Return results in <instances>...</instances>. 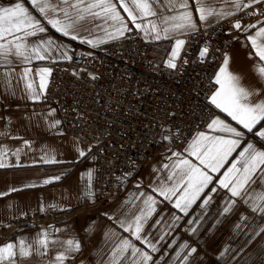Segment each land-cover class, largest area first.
Segmentation results:
<instances>
[{
    "label": "crops",
    "instance_id": "obj_1",
    "mask_svg": "<svg viewBox=\"0 0 264 264\" xmlns=\"http://www.w3.org/2000/svg\"><path fill=\"white\" fill-rule=\"evenodd\" d=\"M113 2L132 29L130 32H125L123 37L136 31L149 43V57L155 63L165 65L174 40H154L151 35L145 37L144 32L135 28L127 13L120 7L119 0ZM243 2L247 3V0ZM12 4L14 3L6 4L0 0V7H9ZM189 4L198 30L216 22L214 16L209 17L206 23L200 22L196 11V0H189ZM24 6L47 29L45 33L29 37V43H38L41 39L50 38L57 44L65 46L69 55L75 46H89L81 43L79 39L73 40L56 32L31 3ZM203 6L207 10L238 12L235 10L234 0H205ZM165 14L175 13L165 12ZM227 17L229 16L225 18ZM156 19V17L138 19L137 23L146 24L148 20ZM94 23L108 27L102 20ZM108 24H111V21ZM256 25L262 26L261 23ZM108 30L112 31L110 27ZM256 30L252 28L249 32L235 37L229 44L226 54L229 57L230 71L242 75L245 82L250 81L260 87L256 73L253 71V65L259 58L255 57L251 43L246 40L247 35L255 33ZM81 35L90 39L105 38L102 30H97L92 36L88 33ZM187 35H181L179 38L186 40ZM50 55L51 58L33 59L31 62H20L15 57H9L10 64L0 65V76L6 72L11 73L10 85L9 82L0 79V152L3 153L0 154V162L6 165L0 167V246L8 243L18 244L21 240L28 244L42 232H47L49 238L57 242H65V244L69 240L79 242L80 250L73 253L72 258L66 260L65 264H133L135 258L131 256L130 249L123 255L116 251L125 238L152 257L147 264H264V231H260L264 228V216L253 213L239 198L231 197L228 190L220 188L218 184V180L223 178V173L241 149H237V152L228 158L219 172L210 173L213 182L205 189V193H210L212 188L217 189L215 193H210L212 196L210 203L206 207H201L204 198L202 195L192 205L187 215L174 208L175 197L172 198L173 202H170L153 191L166 180L169 169L164 165L171 164L177 159L173 156L174 152L181 153L182 158L199 165V161L190 156L185 149L183 151L163 149L157 158L132 178L131 185L124 190L117 202L99 211L87 210L86 206L96 199L95 156L84 144L66 135L55 106L43 101L50 75L47 77V86L39 101L33 102L28 99V93L25 91L26 83H31L32 87L40 92L39 70L51 69L53 63L67 61L58 59L55 50H52ZM25 68L31 69V72L22 79ZM216 87L218 86L215 85ZM215 110L216 116L245 132L241 147L251 142L259 150H264V141L241 129V126L232 121L226 113L216 108ZM56 120L60 123L56 127H49ZM199 132L225 135L208 128ZM168 142L169 140L163 139L165 148ZM78 150L84 151L85 155L81 157ZM49 156L57 162L45 163V158ZM55 177L60 179H54ZM45 180L51 182L44 183ZM12 189L17 190L12 191ZM89 192L91 196L88 195ZM141 193L145 196H141ZM257 194H259L258 188ZM147 195L153 196L157 203L155 212L144 225L141 236H147L155 244L158 249L156 252L140 240H136L131 231H125L127 224L140 215L144 208L143 200ZM229 199L235 200L236 203L230 212L224 213L223 208ZM174 217L179 219L176 220ZM29 219L38 220L42 224L17 229L23 221ZM121 221L124 222L125 227L121 226ZM189 221L195 223L190 224ZM193 228L195 231H192ZM193 248L196 251L189 255ZM61 251L63 249L59 243L55 247L50 244L46 256L28 258L26 264H54L55 256ZM113 253H116L115 259Z\"/></svg>",
    "mask_w": 264,
    "mask_h": 264
},
{
    "label": "snow or ice",
    "instance_id": "obj_2",
    "mask_svg": "<svg viewBox=\"0 0 264 264\" xmlns=\"http://www.w3.org/2000/svg\"><path fill=\"white\" fill-rule=\"evenodd\" d=\"M30 3L56 32L73 40L79 39L81 43L94 48L108 40L119 39L124 36L125 32L132 31L117 10V5L113 0H30ZM259 3H264V0H247V3H244L243 0H234L236 11H243ZM119 4L135 28L144 32L145 37L151 35L154 40H174L165 66L169 69H176V60L180 57L181 49L186 43L179 37L198 30L189 0H119ZM204 4L205 0H196V11L199 14V21L202 23L208 22L209 17L214 16L216 22H219L220 19L235 14L232 11L207 10L203 6ZM179 9H184V11H178ZM165 12L175 14L166 15ZM248 14L255 15L257 12ZM148 17L157 19L148 20L146 24L137 23L138 19L144 20ZM97 20H102L112 31H109L108 27L94 23ZM109 21L111 24H108ZM258 23H261L262 26L248 25L243 28V31L247 33L252 28L257 29L255 33L247 35L246 40L251 43V50H254L255 57L259 58L253 65V71L261 86L257 87L250 81L245 82L242 75L230 71L229 57L225 54L213 80L218 87L209 97V101L216 109L231 117V120L241 126V129L247 130L248 133H252L253 136L264 141V123H262L264 122V22ZM208 26L211 24L209 23ZM232 27L237 30L242 28L239 21H236ZM97 30L104 31L105 38L90 39L81 35V33H88L89 36H92ZM46 31L45 25L32 15L24 4L14 3L9 7H0V65L10 64L9 57H15L20 62L51 58L52 50L56 51L58 59L71 61L72 56L68 54L65 46L57 44L50 38L41 39L38 43H29V37ZM251 50L250 55L253 54ZM208 51L207 46L200 50L199 59L201 62L207 57ZM183 62L188 63L187 60ZM30 72L31 69L25 68L21 78H26ZM50 74L51 69L49 68L39 70L40 92H37L31 83H26L25 91L28 93V99L33 102L41 99L43 90L47 86V77ZM0 79L9 82L10 85L11 73H4ZM59 123L58 120L53 121L49 127H56ZM207 128L225 135L197 132L185 151L195 157L199 161V165L193 164L187 158H182L181 153L174 152L173 156L177 159L171 164L164 165L166 169H169L166 180L162 181L153 191L158 192L160 196L170 202H173L172 198L175 197L173 206L184 215L188 214L189 209L202 195L204 198L201 207H206L212 199L210 193L217 191L216 188H212L210 193H205V189L213 182V176L210 173L219 172L228 158L237 152V149H241L223 173V178L218 180L219 187L227 189L231 197L239 198L253 213L264 216V150H259L251 142H247L245 146L241 147L245 132L226 123L219 116L213 117L207 124ZM162 139L170 140L171 137L164 136ZM0 154L3 153L0 152ZM79 155L84 156V151H79ZM169 159L171 160V157ZM44 162L54 163L57 161L49 156L45 158ZM5 166L3 162H0V167ZM89 175L91 174L89 173ZM54 179L58 180L60 177ZM50 182V180L44 181V183ZM257 188L259 194H257ZM16 190L12 189V191ZM88 195L92 194L89 192ZM140 195L145 196L144 193ZM156 203L153 196L147 195L143 200L144 208L140 215L136 216L126 227L121 221V226L125 227V231H131L136 240H140L141 243L150 247L153 252L158 249L147 236L142 237L141 232L155 212ZM235 203V200L229 199L223 212H230ZM174 219L178 220L179 217H174ZM189 223L193 224L195 221H189ZM192 231H195V228ZM260 231H264V228H261ZM57 243L63 251L55 256L54 264H65L66 260L72 258L73 253L80 250V244L77 241L69 240L66 244L57 242L49 238V233L42 232L28 244L21 240L18 244L8 243L0 246V264H26L28 258L46 256L49 245L55 247ZM129 249L131 256L135 258L133 264H147L152 259L147 252L141 251L126 238L120 242L116 251L123 255ZM195 251L196 249H191L189 255ZM113 256L115 259L116 253H113Z\"/></svg>",
    "mask_w": 264,
    "mask_h": 264
},
{
    "label": "built area",
    "instance_id": "obj_3",
    "mask_svg": "<svg viewBox=\"0 0 264 264\" xmlns=\"http://www.w3.org/2000/svg\"><path fill=\"white\" fill-rule=\"evenodd\" d=\"M253 12L257 14H248ZM262 20L264 3H259L188 34L176 69L155 63L149 43L136 31L95 48L75 46L71 61L51 65L43 100L55 106L66 135L84 144L96 160V199L87 210L117 202L132 178L163 149L183 151L207 128L217 115L209 101L214 76L229 44L245 26ZM236 21L241 30L232 27ZM204 46L209 51L201 62ZM164 136L171 137L166 148ZM40 224L29 219L17 229Z\"/></svg>",
    "mask_w": 264,
    "mask_h": 264
},
{
    "label": "rangeland",
    "instance_id": "obj_4",
    "mask_svg": "<svg viewBox=\"0 0 264 264\" xmlns=\"http://www.w3.org/2000/svg\"><path fill=\"white\" fill-rule=\"evenodd\" d=\"M54 64V63H53ZM50 78V77H49ZM44 101V100H43ZM46 103V102H45Z\"/></svg>",
    "mask_w": 264,
    "mask_h": 264
}]
</instances>
